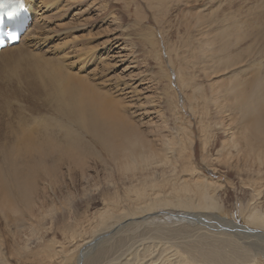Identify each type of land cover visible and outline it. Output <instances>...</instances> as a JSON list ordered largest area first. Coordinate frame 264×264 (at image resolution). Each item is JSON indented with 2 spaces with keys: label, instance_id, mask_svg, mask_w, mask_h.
<instances>
[{
  "label": "bare ground",
  "instance_id": "6f19581e",
  "mask_svg": "<svg viewBox=\"0 0 264 264\" xmlns=\"http://www.w3.org/2000/svg\"><path fill=\"white\" fill-rule=\"evenodd\" d=\"M24 1L33 16L35 0ZM44 2L41 5L45 7L54 0ZM70 7L71 4L67 9ZM83 21L71 22L67 28H62L61 34L52 31L50 35L54 38L70 30H83L88 25ZM35 23L31 21L32 29L28 26L17 44L0 49V67H9L8 76L0 81V101L19 105L23 101L33 106L30 114L25 112V106H20L11 120L0 119V218L10 227L13 241L20 243L18 253H26L25 249H31V242H38V230L46 217L54 213L51 207H46L45 190H52L59 177L78 176L86 180L91 161L93 165L103 164L114 170L117 182L123 187L121 198L125 205L112 208L114 197H109L108 205L97 212L98 219L91 231L77 237L80 239L74 250L78 254L72 255L75 261L71 262V256L55 264H95L87 259L89 249L115 238L123 229H133L140 238L145 236L141 238L144 243L140 249L116 256L115 263L110 264H264V209L251 207L244 218L246 225H238L220 214L207 219L204 210L218 209L210 190L216 186L200 177L193 178V172L188 170L190 179L173 178L170 171H166L173 164L162 152L166 146L165 136L158 139L159 147H156L139 125L130 120L132 114L126 103L130 104L132 95L147 87L136 91L131 82L129 69L134 60L129 41L115 31L94 50H81L83 58L77 61L68 57L71 51H67L64 44L58 47V52L52 53L57 58L45 59L32 53L49 38L41 33L44 25ZM113 24L111 20L109 25ZM253 24L231 19L227 26L216 27L214 37L220 42L218 51L224 52L230 39L241 42L244 35L249 36ZM28 38L31 41L26 46L23 42ZM89 52L92 54L87 55ZM96 55L102 60L96 59ZM230 57L227 56L228 64L236 59ZM75 62L79 69L72 72L70 68ZM90 62L103 67L101 72L88 71ZM224 63L227 62L223 60V66ZM122 64L125 65L119 75L109 77V69L115 70ZM263 68L261 61L245 63V68L239 69L243 73L250 70V75L239 78L240 71H236L233 80L227 83V93L242 115L240 137L243 143L234 147L236 151L247 152L243 156V161L249 164L245 172L256 177L264 176ZM243 73L241 75L245 76ZM115 97L127 101L121 102ZM161 144L164 147L160 148ZM248 153L253 155L249 162L245 159L249 158ZM185 168L186 160L182 162V169ZM178 177L180 179L174 182ZM251 186L254 195L264 196V177L261 182L252 181ZM113 188L118 193L117 183ZM167 208L183 212L171 216ZM167 211L169 215L163 216ZM157 212L159 218L170 222L202 225L204 221L213 220L217 225L209 227L216 230L202 231V226L197 225V231L189 233L184 231V225L181 229L160 226L155 221L156 216H152ZM108 233L110 235L105 236ZM168 236L176 240L169 241ZM178 239L184 242L179 243ZM5 245L0 238V264H7Z\"/></svg>",
  "mask_w": 264,
  "mask_h": 264
},
{
  "label": "rangeland",
  "instance_id": "374dc122",
  "mask_svg": "<svg viewBox=\"0 0 264 264\" xmlns=\"http://www.w3.org/2000/svg\"><path fill=\"white\" fill-rule=\"evenodd\" d=\"M42 2L44 0H35L32 23L36 20V25H44L41 33L49 38H45V43L32 53L45 59L57 58L52 53L58 52V47L64 44L67 51H71L68 57L77 61L83 58L80 57L81 50H94L115 31L129 41L134 60L133 67L129 69L133 78L131 82H134L136 91L147 87L133 94L130 104L126 103L132 114L130 120L139 125L156 147H159L158 139L165 136V147L171 149L166 150L163 144L160 148L164 147L162 152L173 164L166 169L173 178L190 179L188 170L193 172V178L200 177L216 186L210 190L218 209L197 212L205 214L207 219L220 214L238 225H246L248 223L244 218L251 207L264 209V196L254 195L251 186L252 181L261 182L264 176L256 177L245 172L249 164L243 161V156L247 152L244 149L235 150L234 145L243 143L240 137L243 132L242 115L227 93V83L233 80L234 72L245 68V63L261 61L264 64V0H54L53 4L45 7ZM70 4V9H67ZM79 8L84 11L80 9V12ZM231 19L254 24L249 36L244 35L241 42L230 39L224 52H219L220 42L214 37L215 28L222 24L227 26ZM80 20L88 23L83 30H70L54 38L50 35H59L71 22ZM111 20L115 22L113 26L109 25ZM57 27L61 29L58 31ZM35 30L37 32L38 29ZM24 41L27 46L31 39ZM226 55L236 59L228 64ZM96 59L102 60L99 55ZM223 60L227 62L224 66ZM90 64L88 71L98 74L100 68L103 69ZM125 64L115 70L110 68L109 77L118 76ZM76 69L79 65L75 62L70 71L76 72ZM8 71L9 67H0V81L6 79ZM250 72L248 69L244 73L240 71L237 76L248 77ZM20 106L26 107L27 114L33 111V106L23 101L20 105L0 101V119L3 122L11 120L18 114ZM248 154L249 158L245 157L247 162L253 157ZM185 160L187 168L182 169ZM91 163H88L86 180L78 176L59 177L52 190H45L48 196L46 207H51L54 213L52 217H46L38 230V242H31V249H25L26 253H18L20 243L13 241L10 227L0 218V238L6 243L3 250L7 264H55L65 257H76L78 252L75 253L74 249L80 239L77 237L91 231L98 219L97 212L108 205L109 197H114L110 205L112 208L125 205L121 198L123 187L117 182L114 170L103 164ZM188 182L191 184L192 178ZM114 183H117L118 193L114 191ZM117 196L119 199H115ZM166 210L172 212L171 216L183 212L171 208ZM155 214L152 216H156L155 221L160 226L181 229L184 225V231L189 233L196 232L197 225L202 226V231L216 230L209 227L217 225L213 220L195 225L170 222L159 218L158 212ZM164 215L168 216V211ZM191 221L195 223L194 219ZM108 235L110 233L105 236ZM168 237L169 241L176 240ZM141 238L133 229H123L115 238L94 244L88 251L87 259L95 264L115 263L116 256L118 258L122 253L142 248L141 243L144 242ZM178 240L179 243L184 242ZM32 252L35 254L33 257ZM74 256L71 262L75 261Z\"/></svg>",
  "mask_w": 264,
  "mask_h": 264
},
{
  "label": "snow or ice",
  "instance_id": "6c2138e0",
  "mask_svg": "<svg viewBox=\"0 0 264 264\" xmlns=\"http://www.w3.org/2000/svg\"><path fill=\"white\" fill-rule=\"evenodd\" d=\"M7 2L11 5L8 7L7 11L0 13V15L4 17H12L16 11L17 6L23 7V0H7ZM6 0H0V9L5 7Z\"/></svg>",
  "mask_w": 264,
  "mask_h": 264
}]
</instances>
